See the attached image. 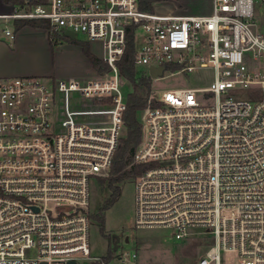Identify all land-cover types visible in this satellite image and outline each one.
I'll return each mask as SVG.
<instances>
[{
    "label": "built area",
    "instance_id": "built-area-1",
    "mask_svg": "<svg viewBox=\"0 0 264 264\" xmlns=\"http://www.w3.org/2000/svg\"><path fill=\"white\" fill-rule=\"evenodd\" d=\"M5 3L11 39L17 23L45 22L53 37L98 43L105 69L0 77V264H107L91 254L90 185L110 173L124 130L131 85L118 62L131 28L135 65L148 72L213 70L208 86L153 91L158 104L142 111L134 160L149 166L135 178V226L203 235L195 264L231 253V264H264V0H213L210 14L185 16L141 0Z\"/></svg>",
    "mask_w": 264,
    "mask_h": 264
},
{
    "label": "rangeland",
    "instance_id": "rangeland-1",
    "mask_svg": "<svg viewBox=\"0 0 264 264\" xmlns=\"http://www.w3.org/2000/svg\"><path fill=\"white\" fill-rule=\"evenodd\" d=\"M155 6V3H154ZM155 8V7H154ZM11 7L0 0V12L10 11ZM155 10V9H154ZM156 11V10H155ZM5 21L0 20V65H11L13 62L33 68L53 67L61 69H73L80 61L75 50L63 48L65 44H77L86 40L84 35H78L77 39L54 42L50 38V33L45 35L38 32H29L20 36L16 51V43L5 34ZM31 26L29 22L26 25ZM35 28V27H34ZM39 28V27H36ZM143 32L138 33V44L142 42ZM49 45V49L46 46ZM3 45V46H2ZM7 45L16 53L15 60H9L5 54ZM79 45V44H77ZM91 51L101 57L102 48L89 43ZM95 48V49H94ZM143 67V66H139ZM143 68L147 69L146 66ZM167 70L163 77L153 79V91L161 96L163 91L178 87H202L208 86L213 80V70L211 68H199L191 72H173ZM94 73L92 70L90 74ZM88 74V75H90ZM48 81L47 79H45ZM131 92L129 85L124 87L125 96L128 98ZM238 96H248L244 90L235 92ZM144 113H139V119L143 121ZM135 181L127 179L121 184V193L118 200L105 211V231H101L100 221L94 216L98 214L101 207L110 196V189L107 184H103L98 177L91 180L90 211L92 213L90 227V247L91 254L95 257L108 258L107 264H129L124 261L127 254L137 253L138 264H195L198 258L206 251L207 241L203 235H192L184 239H176L173 230L162 227L137 228L135 226ZM122 235L119 248L114 250L112 235ZM128 237V241L126 238ZM236 259L235 254H228L226 264H231ZM85 264H96L86 262Z\"/></svg>",
    "mask_w": 264,
    "mask_h": 264
},
{
    "label": "trees",
    "instance_id": "trees-1",
    "mask_svg": "<svg viewBox=\"0 0 264 264\" xmlns=\"http://www.w3.org/2000/svg\"><path fill=\"white\" fill-rule=\"evenodd\" d=\"M9 2L10 0H4ZM155 0H141V9L148 12H154ZM27 22H19L16 28L26 25ZM32 27L46 28L47 24L41 21H31ZM50 38L54 42L68 40L62 37ZM76 40V39H71ZM88 59L92 67L97 71L105 69V65L101 58L95 55L86 41L77 42ZM136 53L135 29L131 28L128 33V44L126 51L118 62L121 73L129 80L131 92L127 100V109L124 114V130L120 137V142L116 150L110 173L101 177L100 181L107 184L110 189V196L105 204L101 207L98 214L94 216L100 221L101 231H105V211L109 209L118 200L121 193V184L127 179L136 178L137 175L145 170L149 164H138L134 160L135 153L142 141L143 130L142 123L139 119V113L149 105H157L158 103L151 98L153 92V78L147 69L135 65L134 57ZM172 69L174 67H171ZM108 260V258H107Z\"/></svg>",
    "mask_w": 264,
    "mask_h": 264
},
{
    "label": "crops",
    "instance_id": "crops-1",
    "mask_svg": "<svg viewBox=\"0 0 264 264\" xmlns=\"http://www.w3.org/2000/svg\"><path fill=\"white\" fill-rule=\"evenodd\" d=\"M155 12L165 15L173 16H185V15H207L210 14L213 10V0H155ZM16 37L14 42L16 43V51L18 47V40L20 36L25 35L29 32H38L48 37L49 33L42 28H34L32 26H25L22 28L16 29ZM3 43H0V45ZM94 47H101L98 43H91ZM3 46V45H2ZM46 46L49 49V45L46 42ZM5 54L9 60H15V52H13L10 47L4 45ZM63 48H72L76 51L80 63L73 69H61L53 67H44V68H33V67H24L15 62L11 65H0V77H15V76H39L45 79H56V78H79L85 77L91 73L93 70L92 64L86 54L84 53L82 47L77 44H65ZM95 49V48H94ZM98 56V55H97ZM100 57V56H99Z\"/></svg>",
    "mask_w": 264,
    "mask_h": 264
},
{
    "label": "water",
    "instance_id": "water-1",
    "mask_svg": "<svg viewBox=\"0 0 264 264\" xmlns=\"http://www.w3.org/2000/svg\"><path fill=\"white\" fill-rule=\"evenodd\" d=\"M166 69V66H160V67H156V66H151L150 69H149V73H150V76L152 78H158V77H161L164 75V71ZM116 238V239H115ZM112 239H115L114 240V244H113V247H114V250H117L119 248V235H112ZM126 241H128V237L126 238ZM72 264H75L74 262H72Z\"/></svg>",
    "mask_w": 264,
    "mask_h": 264
},
{
    "label": "flooded vegetation",
    "instance_id": "flooded-vegetation-1",
    "mask_svg": "<svg viewBox=\"0 0 264 264\" xmlns=\"http://www.w3.org/2000/svg\"><path fill=\"white\" fill-rule=\"evenodd\" d=\"M121 238H122V235H119V239L121 240ZM116 239V238H115ZM115 239H112V241L114 242V240ZM120 240H119V242H120Z\"/></svg>",
    "mask_w": 264,
    "mask_h": 264
}]
</instances>
